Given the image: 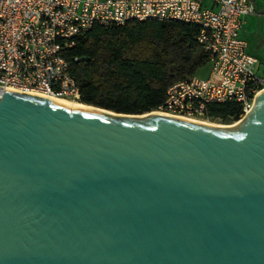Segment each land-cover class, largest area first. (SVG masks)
<instances>
[{
  "label": "water",
  "instance_id": "obj_1",
  "mask_svg": "<svg viewBox=\"0 0 264 264\" xmlns=\"http://www.w3.org/2000/svg\"><path fill=\"white\" fill-rule=\"evenodd\" d=\"M0 96V264H264V91L237 125Z\"/></svg>",
  "mask_w": 264,
  "mask_h": 264
},
{
  "label": "built area",
  "instance_id": "obj_2",
  "mask_svg": "<svg viewBox=\"0 0 264 264\" xmlns=\"http://www.w3.org/2000/svg\"><path fill=\"white\" fill-rule=\"evenodd\" d=\"M211 1L215 9L202 0H0V96L11 91L78 101L77 81L62 56L76 36L94 25L177 20L199 27L209 75L173 83L151 113L200 122L207 104L237 102L243 117L264 89L258 59L240 36L244 16L255 8L250 0Z\"/></svg>",
  "mask_w": 264,
  "mask_h": 264
},
{
  "label": "trees",
  "instance_id": "obj_3",
  "mask_svg": "<svg viewBox=\"0 0 264 264\" xmlns=\"http://www.w3.org/2000/svg\"><path fill=\"white\" fill-rule=\"evenodd\" d=\"M198 33V26L177 20L92 26L62 52L78 84V102L121 114L156 110L170 85L208 62ZM241 112L237 102L209 103L204 118L231 124Z\"/></svg>",
  "mask_w": 264,
  "mask_h": 264
},
{
  "label": "crops",
  "instance_id": "obj_4",
  "mask_svg": "<svg viewBox=\"0 0 264 264\" xmlns=\"http://www.w3.org/2000/svg\"><path fill=\"white\" fill-rule=\"evenodd\" d=\"M255 8L254 13L244 16V25L240 32V36L247 42V50L255 55L258 63L261 61L256 51L264 50V0H250ZM202 6L215 9L216 6L211 0H202ZM255 50V51H254ZM203 68V71L198 74V71ZM210 64L207 62L196 71V75L208 77ZM204 123V122H203Z\"/></svg>",
  "mask_w": 264,
  "mask_h": 264
},
{
  "label": "rangeland",
  "instance_id": "obj_5",
  "mask_svg": "<svg viewBox=\"0 0 264 264\" xmlns=\"http://www.w3.org/2000/svg\"><path fill=\"white\" fill-rule=\"evenodd\" d=\"M256 53L260 57L259 59L261 60L256 66V72L258 73V75L262 76V75H264V50H261L259 52L256 51ZM202 71H203V68H201L198 71V74L200 75V72H202ZM68 100H70V99H68ZM74 102H78V101H74ZM78 103H80V102H78ZM84 105H86V104H84ZM87 106H90V105H87ZM91 107L95 108L94 106H91ZM85 110H88V109H85ZM89 110H92V109H89ZM146 114L148 115V114H152V113L150 112V113H146ZM153 114H157V113H153ZM142 115H144V114H142ZM142 115H139V116H123V115H119L118 117L141 118V117H146L147 116V115H145V116H142ZM157 115H160V114H157ZM243 118L244 117H240L239 120L241 121ZM199 124L206 125V126H211V127H221V126H215V124H217V125H219V124L220 125H225V126H222V127H232V126H226V125H230V124H227L223 120H220V119H217V118H214V119L202 118V119H200ZM210 124H212V125H210Z\"/></svg>",
  "mask_w": 264,
  "mask_h": 264
},
{
  "label": "bare ground",
  "instance_id": "obj_6",
  "mask_svg": "<svg viewBox=\"0 0 264 264\" xmlns=\"http://www.w3.org/2000/svg\"><path fill=\"white\" fill-rule=\"evenodd\" d=\"M262 91H264V89H261L257 94H256V96L257 95H259ZM45 98H47V99H50L51 101H53V102H55L56 104H58V105H60V106H62V107H64V108H66V109H68V110H70V111H73V110H76V109H78V110H83V109H95V108H93V107H91V106H87V105H84V104H82V103H78V102H74V101H70V100H68V99H65V98H59V97H45ZM145 115H147V114H144V115H142V116H145ZM240 121H235V122H233L232 124H230V125H226V126H235V125H237L238 123H239ZM210 125H212V124H210ZM215 126H225V125H217V124H215Z\"/></svg>",
  "mask_w": 264,
  "mask_h": 264
}]
</instances>
